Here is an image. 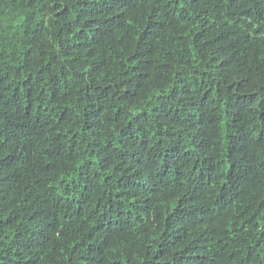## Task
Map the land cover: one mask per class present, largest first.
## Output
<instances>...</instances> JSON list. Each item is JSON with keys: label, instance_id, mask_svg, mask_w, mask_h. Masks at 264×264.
Masks as SVG:
<instances>
[{"label": "trees", "instance_id": "obj_1", "mask_svg": "<svg viewBox=\"0 0 264 264\" xmlns=\"http://www.w3.org/2000/svg\"><path fill=\"white\" fill-rule=\"evenodd\" d=\"M0 264H264V0H0Z\"/></svg>", "mask_w": 264, "mask_h": 264}]
</instances>
